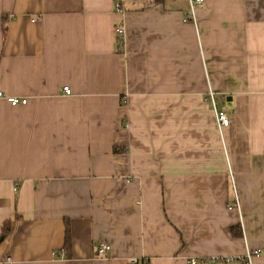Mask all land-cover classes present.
Segmentation results:
<instances>
[{
	"label": "crops",
	"instance_id": "1",
	"mask_svg": "<svg viewBox=\"0 0 264 264\" xmlns=\"http://www.w3.org/2000/svg\"><path fill=\"white\" fill-rule=\"evenodd\" d=\"M115 1L0 0V264H264V0Z\"/></svg>",
	"mask_w": 264,
	"mask_h": 264
},
{
	"label": "built area",
	"instance_id": "2",
	"mask_svg": "<svg viewBox=\"0 0 264 264\" xmlns=\"http://www.w3.org/2000/svg\"><path fill=\"white\" fill-rule=\"evenodd\" d=\"M204 2V0H194L193 4H198V5H202ZM115 10L116 13L119 15L124 14V8L122 5L121 0H116L115 1ZM115 33H116V41H117V46H118V51L120 53H123L125 51V42H126V29L123 23L118 24L116 26L115 29ZM63 93L65 95H70L71 94V90L69 87H64L63 88ZM213 94L211 93V99L213 100ZM0 98H4L12 107H18V106H23L26 105L28 100L27 99H21L18 97H10V96H6L4 95L3 92L0 91ZM217 121H218V125L220 127H227L230 123V119L227 115V113L225 111H220L217 113ZM111 251V246L109 243L107 242H101L99 244L98 247V255H105L107 253H109ZM261 255V252L259 250L253 251V252H248L247 254V261L249 262V264H251V259L254 256H259ZM210 261V260H207ZM207 261L202 260V261H198V260H191L190 264H199V263H206ZM221 262V259H216V260H211V262Z\"/></svg>",
	"mask_w": 264,
	"mask_h": 264
},
{
	"label": "trees",
	"instance_id": "3",
	"mask_svg": "<svg viewBox=\"0 0 264 264\" xmlns=\"http://www.w3.org/2000/svg\"><path fill=\"white\" fill-rule=\"evenodd\" d=\"M70 247V237L69 232L67 231V237H66V249H69Z\"/></svg>",
	"mask_w": 264,
	"mask_h": 264
}]
</instances>
